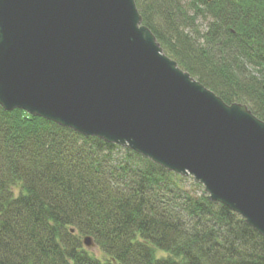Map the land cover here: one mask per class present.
Returning a JSON list of instances; mask_svg holds the SVG:
<instances>
[{
    "label": "trees",
    "instance_id": "16d2710c",
    "mask_svg": "<svg viewBox=\"0 0 264 264\" xmlns=\"http://www.w3.org/2000/svg\"><path fill=\"white\" fill-rule=\"evenodd\" d=\"M135 3L181 69L264 121V0ZM0 264H264V237L191 176L0 106Z\"/></svg>",
    "mask_w": 264,
    "mask_h": 264
},
{
    "label": "water",
    "instance_id": "95a60500",
    "mask_svg": "<svg viewBox=\"0 0 264 264\" xmlns=\"http://www.w3.org/2000/svg\"><path fill=\"white\" fill-rule=\"evenodd\" d=\"M0 106L191 176L264 237V121L181 69L135 0H0Z\"/></svg>",
    "mask_w": 264,
    "mask_h": 264
},
{
    "label": "rangeland",
    "instance_id": "374dc122",
    "mask_svg": "<svg viewBox=\"0 0 264 264\" xmlns=\"http://www.w3.org/2000/svg\"><path fill=\"white\" fill-rule=\"evenodd\" d=\"M196 25H197V28L202 32L204 27H205V23L204 22H196ZM19 192V186H16L15 187V194H18ZM88 251L90 252V254L94 255L95 257H100L101 258V252L99 250V248L95 245L94 248H91V249H88ZM166 254L157 250V256L158 257H162V256H165Z\"/></svg>",
    "mask_w": 264,
    "mask_h": 264
}]
</instances>
